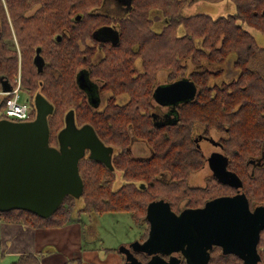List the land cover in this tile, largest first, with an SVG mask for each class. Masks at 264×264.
I'll list each match as a JSON object with an SVG mask.
<instances>
[{"label": "trees", "instance_id": "obj_1", "mask_svg": "<svg viewBox=\"0 0 264 264\" xmlns=\"http://www.w3.org/2000/svg\"><path fill=\"white\" fill-rule=\"evenodd\" d=\"M104 1L4 0L3 6L0 0V84L4 80L14 86L17 77L14 35L31 119L35 117V94L40 93L53 106L47 121L53 146L64 126V114L88 111L74 82L76 68L93 56V49L84 46L85 38L105 27L118 32V44L102 49L100 61L89 71L112 94L103 106L107 122L99 120L94 128L104 144L114 148L113 170L81 159L78 173L84 187L78 200L67 196L47 219L19 210L0 213L1 219L44 229L61 228L81 213H129L135 223L147 224L139 240L144 242L149 232L145 208L161 198L156 192L164 191L171 205L185 202L186 197L176 198L175 189L205 165V156L193 139L196 127H201L204 137L211 131L222 135L218 142L226 154L225 167L243 182L245 193H251L254 201H264L263 160L254 165L252 177H248L246 166L250 160L262 159L264 144V45L259 46L252 36V31L264 36V0H229L235 11L216 18L200 12L186 14L187 7L202 0H126L130 5L121 17L98 13ZM78 17L81 19L76 21ZM156 23H160L157 32L153 27ZM81 34L83 41H79ZM231 55L237 74L229 81H214L221 78L220 67ZM35 56L43 59L40 71L34 64ZM188 63L195 68L189 70ZM203 64L220 67L209 69ZM161 72L169 83L190 80L197 95L175 107L176 123L155 127L149 117L152 90ZM118 96L124 97L125 103H118ZM3 107L0 105V120L6 118ZM132 139L148 145V158H128L126 147ZM259 257L264 264V256ZM11 264L39 261L25 254ZM213 264L243 262L221 257Z\"/></svg>", "mask_w": 264, "mask_h": 264}, {"label": "water", "instance_id": "obj_2", "mask_svg": "<svg viewBox=\"0 0 264 264\" xmlns=\"http://www.w3.org/2000/svg\"><path fill=\"white\" fill-rule=\"evenodd\" d=\"M123 1L117 2L123 4ZM34 58L40 71L43 59ZM0 85L3 93L12 89L4 80ZM196 89L190 80L182 78L158 85L152 96L159 105H174L192 101ZM33 97L34 119L21 123L0 120V213L19 210L47 219L67 196L75 200L81 197L84 186L78 173L79 162L86 151L87 160L112 171L113 149L104 146L90 125L77 129L72 110L65 114L64 126L56 134L57 147L51 145L47 121L53 106L40 93ZM224 153L216 147L209 149L205 154L207 167L217 181L236 186L237 194L209 200L202 208H185L179 214L170 209V201L164 197L150 202L145 208L148 237L143 243L136 241L130 245L134 252L155 254L146 264H179L177 259L183 248L190 262L207 264L210 245L221 247L224 255H233L243 264H262L256 244L264 229V206L256 208L254 213L249 211L241 181L225 167ZM126 248L122 249L124 255ZM158 254L171 257L164 261ZM131 255L129 263L135 264L137 259Z\"/></svg>", "mask_w": 264, "mask_h": 264}, {"label": "rangeland", "instance_id": "obj_3", "mask_svg": "<svg viewBox=\"0 0 264 264\" xmlns=\"http://www.w3.org/2000/svg\"><path fill=\"white\" fill-rule=\"evenodd\" d=\"M107 7V6H106ZM101 8V7H100ZM97 9L98 12L105 13L107 11H111V13H116L121 17L124 12H115L114 10H109L111 7H107L104 9ZM234 5L229 0H222L217 3H207L206 1H195L190 7L186 8V14L193 13H205L212 16V18H216L218 16L231 14L234 10ZM154 30L157 32L160 29V23H156L153 26ZM96 37L106 38L110 41H114L117 39V32H115L112 28H100L96 32ZM252 36H254L257 44L259 46L264 45V36L258 32L252 31ZM14 45L17 44L15 37L13 36ZM16 46V45H15ZM234 60V55L229 56L227 62L224 65L220 66H211L207 64H203V66L209 69H216L220 67L223 70V74L220 79L214 81H229L237 72L234 70L231 61ZM256 64V63H255ZM189 70L194 69L195 67L188 63ZM255 70H260L261 67L258 65H252ZM157 84L158 85H167V79L165 78V73L161 72L157 76ZM213 81V82H214ZM26 95V94H25ZM121 103H125L122 100ZM34 118V117H33ZM201 127L194 128L193 131V139L194 142L197 143L199 149L202 151L203 155H205L207 149L216 146V142L222 135L216 133L215 131L210 132V137L212 141L209 142L205 137L202 136ZM210 140V139H209ZM136 145H142L143 142H140ZM207 165H204L202 169L196 173L190 175L188 181L184 186L177 187L175 189V196L178 197H186L185 202H180L176 205L174 202L171 205V209L176 213L179 212L185 206L192 207L200 205L202 202H193L194 198L197 199H207L214 196L217 191L215 182L211 179L207 180L210 177V171L206 168ZM206 183H210L207 188H204ZM224 190L228 191L226 187H223ZM166 193L164 191H157L156 196L166 197ZM190 200V202H189ZM79 206V202H77L76 207ZM76 223L78 228V233L81 237L80 240H77V253L85 254L90 250H93L96 254L102 257L105 262L106 257H111L117 259L118 257L121 259V263L125 264L126 257L123 254V248L125 246L130 245L136 241H139L141 235H143L147 224L146 223H135L129 213H104L101 215L97 214H86L81 213L79 215H75L74 218L68 224ZM226 256V255H225ZM96 257V256H95ZM118 258V259H119ZM224 259H230V256L223 257ZM119 259V260H120ZM209 264H213V260L209 262Z\"/></svg>", "mask_w": 264, "mask_h": 264}, {"label": "flooded vegetation", "instance_id": "obj_4", "mask_svg": "<svg viewBox=\"0 0 264 264\" xmlns=\"http://www.w3.org/2000/svg\"><path fill=\"white\" fill-rule=\"evenodd\" d=\"M123 2H124L122 4L123 6L121 5L120 8L119 7L117 8L118 10L120 9V11H123L127 7L128 2L126 0H124ZM117 17H119V16H117ZM80 19L81 18L78 17L76 21H78ZM110 28H112V27H110ZM112 29L115 32H117L116 28L113 27ZM97 31L93 32L92 35L90 36V38L88 36H87V38H85L84 46L87 47V49H93V54H92L93 56H91L90 60L87 61L84 65L76 68L77 73H76L75 81H74L76 83L77 90L81 93L80 95L84 98L85 102L88 104V106H87L88 111H86L84 113H78V114L74 113V120L73 121L75 122V126L77 129H80L84 125H90L94 129V131H95L94 133H96L94 125L98 124L99 120H100V122H105V123L107 122L105 120V116L107 115V113H105L103 111V108H104L103 106H105L107 99L109 97H111L112 94H110V92L108 90H105L103 87L104 86L103 83L101 81L97 80V78H95V76L93 74H91L89 71H90V69H94L93 67H95V64H97L100 61L102 49H106L110 45L118 44V41H117L118 37L114 41H110L109 39H106V38L102 39V38L96 37L95 34ZM0 32H1V29H0ZM117 34H118V32H117ZM84 37H85L84 34H81L79 36V41H83ZM78 43L80 44V46H82V43H80V42H78ZM34 64H35V62H34ZM168 84H169V82H168ZM157 86H158V84L155 85V87H157ZM155 87H154V89H155ZM122 100H124V97H121V96L117 97L118 103H121ZM152 105H153V110L150 113V117H149L150 118L149 123H151V125H153L155 127H163V126L165 127L166 125H170L172 123L177 122V117H175L176 116L175 107L177 105H179V103L174 104V105H159L153 99ZM65 114H64V116H65ZM64 116H63V120H64ZM85 118H88V120L84 122ZM96 135L101 140L98 133H96ZM205 138L209 142L212 141V138L210 136H207ZM139 141L140 140L132 139L130 144H128L129 146L126 147V152L128 153V156H129L128 158H130L132 160H138V159H146V158H148V156H150L151 152H150L148 145L145 144V142H143V141H140V142H143V144L145 146L136 145L139 143ZM215 142H216L215 143L216 146L213 145L212 147H209L207 149L206 153H208L209 149H211L213 147H216V148L223 150L220 143L218 141H215ZM104 146H108V145L104 144ZM55 147H57V145ZM109 147H111V146H109ZM112 149H113L112 150V155H113L114 154V148H112ZM261 153H262L261 154L262 159L250 160L248 162L249 164L246 165L247 170L250 173L248 175V177H252L253 170L255 168L254 165L261 164V163H258L261 160H263L262 164H264V144H263V149H262ZM88 154H89V152L86 151V154L82 159H84V158L88 159ZM112 155H111V157H112ZM80 161H81V159H80ZM225 163H226V154H225ZM205 165L208 166L207 162H205ZM207 166H206V168H208ZM263 168H264V165H263ZM208 170L210 171L209 168H208ZM211 178H213V179H211ZM161 179L165 180V176L164 175L161 176ZM209 179H211L212 181L215 182L214 186L217 189L216 193H214L215 195L210 197V198L203 200L200 205L192 206V207L185 206L182 209H180L179 212H176V214H179L185 208H191V209L202 208V206H204V204L207 201L215 199V198L235 196L237 194L236 193L237 192L236 186H231L228 184L221 183L220 181H217V179H215V177L212 175L211 171H210V177L208 179H206V181ZM209 184L210 183H206L204 188H207L209 186ZM241 184H242V190H243L242 193L245 194V197H246L247 203H248L247 206L249 207V211L251 213H254L256 208H259V206H264V201H254L251 193H249V194L245 193L242 181H241ZM223 187H226L228 189V191L224 190ZM170 209H171V207H170ZM138 242H140V241H138ZM140 243H143V242H140ZM263 243H264V229L260 231L259 241L256 244L257 249H258V254L264 256ZM130 245H127V248L125 249V255L124 256L126 258L128 257L127 260L124 262L125 264H131V263H129L133 258L131 254H133V256L137 259L138 263L136 262L135 264H140V263L146 264L148 260H150L152 257L155 256V254L148 256L144 253L134 252L131 249L132 247ZM207 253L209 255V259H208L207 264H209V262L212 260H213V262H215V261L219 260V258H221V257H228V256H230V258L235 257L233 255L225 256L222 252V248L217 246V245H210V248L207 250ZM179 254H180V258L177 259L179 261V264H194L188 260L187 256L184 255L185 254L184 248L179 252ZM158 255L164 261L169 260L171 257V255H169V254L168 255L158 254Z\"/></svg>", "mask_w": 264, "mask_h": 264}, {"label": "crops", "instance_id": "obj_5", "mask_svg": "<svg viewBox=\"0 0 264 264\" xmlns=\"http://www.w3.org/2000/svg\"><path fill=\"white\" fill-rule=\"evenodd\" d=\"M121 5L117 0H105L100 9L111 7L109 10L126 13L128 6L123 11L117 9ZM102 14L119 16L111 11ZM77 227L76 223H71L61 228L34 229L6 222L0 217V264H11L25 254L35 256L39 264H123L119 257L120 260L106 257L104 262L93 250L85 254L77 253V240L81 237L77 235Z\"/></svg>", "mask_w": 264, "mask_h": 264}, {"label": "built area", "instance_id": "obj_6", "mask_svg": "<svg viewBox=\"0 0 264 264\" xmlns=\"http://www.w3.org/2000/svg\"><path fill=\"white\" fill-rule=\"evenodd\" d=\"M2 4H4V0H1ZM17 53H18V73L15 80L14 86L9 92L0 93L1 98H3L2 103L4 104V115L12 119L14 121H28L30 120L31 116V110L28 103V100H24L22 96V90H21V70L20 69V63H21V57L19 49L16 45Z\"/></svg>", "mask_w": 264, "mask_h": 264}]
</instances>
